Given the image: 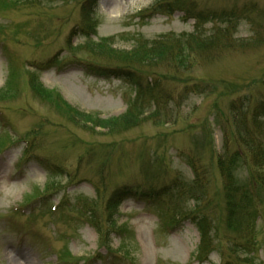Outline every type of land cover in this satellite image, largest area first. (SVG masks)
<instances>
[{
	"label": "rangeland",
	"instance_id": "1",
	"mask_svg": "<svg viewBox=\"0 0 264 264\" xmlns=\"http://www.w3.org/2000/svg\"><path fill=\"white\" fill-rule=\"evenodd\" d=\"M87 1L0 6V90L8 92L0 100V264H8L6 249L24 250L35 264H264V189L256 190V223L243 218L240 230L227 231L217 163L220 156L246 149L234 139L236 122L246 121L264 147V127L251 121L254 107L264 102V0H199L243 13L219 50L198 52L178 73L168 72V59L156 68L169 75L162 91L184 83L197 84V91L175 102L162 100L163 106L139 101L144 120L114 132L73 125L62 115L65 110L39 97L32 82L80 112L119 118L135 99L134 88L89 75V66L114 68L122 56L149 57L146 49L159 39L177 46L182 35L194 31V21L182 22L180 13L143 21L157 0H99L86 14L95 27L90 39L103 49L97 50L102 56L92 55L83 37ZM14 71L11 91L7 85ZM206 86L210 89L200 94ZM237 102L243 108L231 110ZM260 119L264 125V112ZM249 166L245 155L237 165L239 183L248 181ZM124 187L129 193L138 189L139 196L122 194L119 204L110 203ZM149 190L155 199L144 194ZM188 217L209 224L211 248L198 251L205 261L213 250L206 262L196 259L200 233ZM248 223L255 242L250 252L240 247Z\"/></svg>",
	"mask_w": 264,
	"mask_h": 264
},
{
	"label": "trees",
	"instance_id": "2",
	"mask_svg": "<svg viewBox=\"0 0 264 264\" xmlns=\"http://www.w3.org/2000/svg\"><path fill=\"white\" fill-rule=\"evenodd\" d=\"M152 10L148 11L149 17H152L155 14H164V15H173L176 12L183 13V20H194L195 28L191 34L182 35L180 40L176 41L177 46L170 45L168 41L170 40H155L152 42L154 47H151L148 51L149 57H139L137 59L124 58L123 56L118 59L119 65L114 66L115 70L111 71L113 74L117 75L116 77L123 78L134 85L137 89V102L131 107L129 112L125 115L115 118L110 117L107 119H102L99 115L86 114L80 112L79 110L73 108L71 105L65 102L61 96H54L53 92L45 89L42 85L36 84L34 81L31 86L32 89L39 95L43 100L53 102L56 108L61 112H65L62 115L65 116L70 123L76 126H81L83 128L87 127L89 124H93L95 128H101L104 130H109L110 132L117 131L123 127L130 126L124 130L134 128L139 126V124L144 120L143 113L139 112L138 105L139 101H154V104L160 105L158 101H162V96L166 99L174 98L177 91L182 95H185L195 92L197 84L191 85L185 84L183 88L179 86L172 89L170 92L164 88L162 91V85L169 75L167 73L161 74L156 71L158 65L165 61L166 59L170 60L172 67H169V73H178L180 71V66L183 61H187L185 65L191 64L194 61L197 53L200 51L211 52L219 50L223 46V42L228 40V36L231 35V31L236 27L238 21L241 20V14L243 13L241 8L236 6L234 7H223V8H213L205 3L200 2L199 0H157ZM88 7L86 3L82 11L85 12L84 16V25L86 26L85 35L87 39V45L92 52V55H101L97 50L103 52L102 43L91 41L90 37L94 34L95 27L93 24L88 23L87 18H90V14L86 17L87 12L93 8L95 10L97 6V0H88ZM1 5H4L1 4ZM249 10H253L251 6H248ZM89 8V9H88ZM240 13V16L237 13ZM250 21V18L247 19ZM228 24V26H226ZM211 26V30L207 31L206 28ZM85 30V29H84ZM184 40H182V38ZM138 43L136 47L139 45ZM170 45V46H169ZM102 56V55H101ZM132 56V55H130ZM176 60L179 61L176 62ZM122 63V64H121ZM105 66V67H104ZM112 67V66H111ZM108 65H98L96 64L91 71V74H95L102 77H112ZM168 68V67H167ZM10 87V86H8ZM202 89L200 94H205L210 86ZM11 91H12V87ZM155 91L156 92L155 94ZM7 89L0 90V100L6 99ZM154 99V100H152ZM157 102V103H155ZM242 104L233 103L231 110L242 109ZM264 112V102H260L253 109V120L252 122L263 126L261 121L260 114ZM247 118V117H246ZM246 118H244L246 120ZM244 122H236V133L234 134V139L236 144L238 143L239 147L246 148L245 151L242 149H236L235 151L229 152L227 158L222 156L218 157V169L220 174L224 179V194L226 202V230L231 232L234 226L240 230L241 229V220L243 218H248L253 222V225L256 223L259 218V209L258 204L260 201V196L257 195V189H264V174L262 168L264 167V147L257 141L255 137V132L249 127L246 126ZM243 125V127L241 126ZM122 131V130H120ZM247 156V161H250V175L248 181L244 184L239 183V178L236 175L238 163L241 161L242 157ZM251 156V157H250ZM252 158V159H251ZM194 173L198 175V169L195 165L190 164ZM116 191L110 200L115 201V203L120 202L119 196L122 194H129L127 188H124ZM108 204V208L110 207ZM119 204V203H118ZM239 217V219L237 217ZM196 222L197 227L202 235V242L200 245L199 252L209 251L211 248L209 241V224L205 221L198 220L193 218ZM96 220V219H94ZM97 231L100 232L98 223L95 221L94 225ZM236 229V230H237ZM247 231L246 243H241L240 247L243 250L250 252L252 247V238L253 233L251 230V225L248 223L243 228ZM235 230V231H236ZM239 246V244H238ZM207 256V255H206Z\"/></svg>",
	"mask_w": 264,
	"mask_h": 264
},
{
	"label": "bare ground",
	"instance_id": "3",
	"mask_svg": "<svg viewBox=\"0 0 264 264\" xmlns=\"http://www.w3.org/2000/svg\"><path fill=\"white\" fill-rule=\"evenodd\" d=\"M6 258L8 259V264H20V260H23V258H26L27 262L26 264H35L32 256L27 255V253L18 250V249H6L5 252Z\"/></svg>",
	"mask_w": 264,
	"mask_h": 264
}]
</instances>
